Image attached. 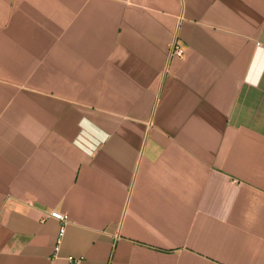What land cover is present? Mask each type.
Here are the masks:
<instances>
[{"label":"crops","instance_id":"1","mask_svg":"<svg viewBox=\"0 0 264 264\" xmlns=\"http://www.w3.org/2000/svg\"><path fill=\"white\" fill-rule=\"evenodd\" d=\"M70 255L264 264V0H0V264Z\"/></svg>","mask_w":264,"mask_h":264},{"label":"built area","instance_id":"2","mask_svg":"<svg viewBox=\"0 0 264 264\" xmlns=\"http://www.w3.org/2000/svg\"><path fill=\"white\" fill-rule=\"evenodd\" d=\"M48 215L50 217L57 219L61 223L60 233H62L64 223L67 221V215L57 210H53V209L48 212ZM66 259H67V264H81V260H82L81 257H76L72 255L68 256Z\"/></svg>","mask_w":264,"mask_h":264}]
</instances>
